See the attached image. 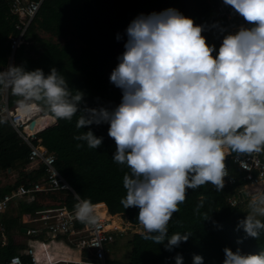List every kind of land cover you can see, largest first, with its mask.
<instances>
[{"label": "clouds", "instance_id": "9594fccd", "mask_svg": "<svg viewBox=\"0 0 264 264\" xmlns=\"http://www.w3.org/2000/svg\"><path fill=\"white\" fill-rule=\"evenodd\" d=\"M223 4L243 23L198 25L174 8L135 17L109 78L122 93L114 107H89L85 93L71 88L55 67L47 74L23 65L0 69V93L18 97L22 113L39 108L57 120L78 116L77 129L109 125L113 161L128 169L120 203L138 208L143 237L164 244L169 252L190 238V233L168 236L187 190L209 183L223 190L228 175L225 148L237 156L264 153V0ZM206 30L222 37L218 51L207 43L202 34ZM122 38L117 34L118 41ZM73 138L83 142L77 148L86 144L90 149L101 147L104 139L92 130ZM73 196L75 218L96 225L99 217L92 202L75 191ZM249 196L248 212L236 230L258 239L264 231V189ZM202 206L201 200L194 212ZM223 252V264H264V252L244 254L228 247ZM192 260L204 264L200 255ZM175 262L183 264L182 255Z\"/></svg>", "mask_w": 264, "mask_h": 264}, {"label": "trees", "instance_id": "16d2710c", "mask_svg": "<svg viewBox=\"0 0 264 264\" xmlns=\"http://www.w3.org/2000/svg\"><path fill=\"white\" fill-rule=\"evenodd\" d=\"M213 7V2L208 0H41L26 28L25 42L13 51V65H23L29 71L40 68L45 74L55 67L71 88L85 93L84 99L89 107H114L120 103L122 93L109 78L118 63L117 57L124 51L125 30L129 23L140 14L174 8L198 25H211L217 21L226 25L225 18L216 16ZM16 18L10 11L9 0H0V67L6 63L9 53L8 36L16 33L13 28ZM230 21L243 23L242 18L235 15ZM38 31L47 37L39 36ZM117 34L123 37L119 41ZM202 34L218 51L222 37L214 30ZM18 99L7 92L8 107L17 104ZM39 114L50 115L40 110ZM0 119L6 121L0 123L1 196L20 184L28 187L39 181L43 170L41 165L30 166L26 160L27 145L18 138L5 117L0 115ZM54 119V124L43 128L36 136L40 144L53 154L56 170L72 191L92 203L103 202L108 214H119L132 224L139 223V209L124 208L120 203L126 196L123 176L128 169L113 161L115 142L108 136L109 125L77 129L78 116L71 121ZM88 130L104 138L98 149H90L86 144L76 147L83 142L73 137ZM226 161L230 164L229 159ZM230 166V173L240 176L235 166ZM232 187L225 183L223 190L217 191L209 183L196 190H187L186 201L179 205V211L168 225V236L190 233V238L171 252L165 250L164 244L147 240L141 233H130L125 241L116 240L109 244L104 263L176 264L175 256L179 253L183 264H193L194 254L202 256L204 264H223L225 247L234 252L240 249L244 254L264 252V231L255 239L247 237L242 229L236 230L238 221L248 212L249 193L244 191L240 203L231 206L227 197ZM36 196V201L30 203L13 198L12 206L0 215L6 237L5 245L0 246V259L18 255L23 264L27 262L24 250L30 237L21 231L26 228L21 222L22 215L32 216L36 210L52 204L73 208L76 203L68 190L39 192ZM201 200L203 206L196 213L194 208ZM15 235L21 241L14 240ZM82 257L90 258V255L82 252Z\"/></svg>", "mask_w": 264, "mask_h": 264}, {"label": "built area", "instance_id": "2783aa9c", "mask_svg": "<svg viewBox=\"0 0 264 264\" xmlns=\"http://www.w3.org/2000/svg\"><path fill=\"white\" fill-rule=\"evenodd\" d=\"M41 0H9V8L12 14L16 15V21L13 28L15 34L8 36L9 53L6 63L0 69L13 64V51L20 44L25 42V32L32 17L34 16ZM213 2L216 16L224 17L227 26H236L230 21L233 16L230 7L223 4V0H208ZM241 24V23H240ZM18 104L12 107L7 106V92L0 93V115L5 117L18 138L27 145L28 152L26 156L30 166L41 165L42 175L39 181L26 187L20 184L15 190L0 196V212L8 208L13 198L18 197L24 203L36 201L37 193L56 190H68L73 194L67 181L58 173L54 166V156L47 151L41 144L36 133L53 124V120L45 127L39 130H32L28 127L29 122L39 115V108L32 114H21L16 110ZM51 117V116H49ZM52 118V117H51ZM227 159L230 164L235 166L238 174L230 173L231 166L227 163L228 175L225 177V183L232 185L231 194L227 197V203L235 206L243 198V192H253L256 189H264V153L237 156L230 153L225 148ZM250 198V196H249ZM98 215V223L94 226H86L80 223L74 215V207L67 208L57 204L38 209L32 216H27L26 220L33 223L32 226L25 228V234L35 237L36 248L26 247L24 254L27 258L25 264H51L55 262L53 257H47L44 247L47 246V240L61 239L72 248L78 251V258L70 260L71 264H105L104 258L110 243L116 240L127 238L130 233H142L143 229L139 223L132 224L123 219L119 214H108L103 202L92 203ZM5 229L0 222V242L4 240ZM64 238V239H63ZM40 250L41 253H37ZM82 252L90 255V258H83ZM1 264H23L18 255H11L2 259Z\"/></svg>", "mask_w": 264, "mask_h": 264}, {"label": "crops", "instance_id": "0c3cea01", "mask_svg": "<svg viewBox=\"0 0 264 264\" xmlns=\"http://www.w3.org/2000/svg\"><path fill=\"white\" fill-rule=\"evenodd\" d=\"M49 116V115H48ZM12 206V201L10 202L8 208H10ZM6 208V209H8ZM5 209V210H6ZM4 210V211H5ZM4 211L0 212V215L2 213H4ZM27 215H22L21 217V222L26 224V228L32 226L33 223L29 222L26 220ZM24 229V231H22L23 233H25V228H21ZM27 235V234H26ZM30 238L26 241V247L29 246H33V247H37L34 240L35 237L28 235ZM64 239V238H63ZM14 240L16 241H21L20 237L15 235L14 236ZM47 242V246L44 247V252L47 255V257H53V259H55V262L51 263V264H71L70 260H75L78 258V251L74 248L71 247V245L67 244L68 242L61 239H53V241H46ZM6 243V237L4 234V240L3 242H0V246L5 245ZM37 253H41L40 250H37ZM5 259V258H4ZM1 260L0 259V264H1Z\"/></svg>", "mask_w": 264, "mask_h": 264}, {"label": "bare ground", "instance_id": "6f19581e", "mask_svg": "<svg viewBox=\"0 0 264 264\" xmlns=\"http://www.w3.org/2000/svg\"><path fill=\"white\" fill-rule=\"evenodd\" d=\"M19 109H20L19 106H17V107H16V110H17L18 112H20L21 114H23V113L21 112V110H19ZM34 111H37V108L34 109ZM52 120H53V118L49 117L48 115L41 116V117H37V118L34 120V122H33L34 126H33V129H32V130H35V129H36V130H39V129L45 127V126H46L48 123H50Z\"/></svg>", "mask_w": 264, "mask_h": 264}, {"label": "rangeland", "instance_id": "374dc122", "mask_svg": "<svg viewBox=\"0 0 264 264\" xmlns=\"http://www.w3.org/2000/svg\"><path fill=\"white\" fill-rule=\"evenodd\" d=\"M38 34H39V36H41V37H47V34H45V33H42V32H39L38 31ZM59 41H61V40H59ZM20 110V109H19ZM119 242H122V241H125V239H122V240H118ZM118 255H122V253L121 252H119V254Z\"/></svg>", "mask_w": 264, "mask_h": 264}, {"label": "water", "instance_id": "95a60500", "mask_svg": "<svg viewBox=\"0 0 264 264\" xmlns=\"http://www.w3.org/2000/svg\"><path fill=\"white\" fill-rule=\"evenodd\" d=\"M52 118H53V124H54V123H55V119H54V117H52ZM32 125H33V121L31 120V121L29 122V124H28V127L31 128ZM21 230L24 231V229H21Z\"/></svg>", "mask_w": 264, "mask_h": 264}]
</instances>
